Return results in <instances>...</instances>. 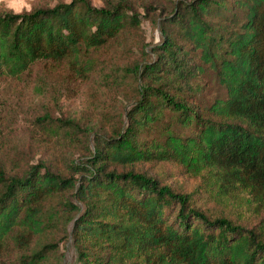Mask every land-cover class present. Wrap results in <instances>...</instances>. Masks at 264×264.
<instances>
[{"label":"trees","instance_id":"1","mask_svg":"<svg viewBox=\"0 0 264 264\" xmlns=\"http://www.w3.org/2000/svg\"><path fill=\"white\" fill-rule=\"evenodd\" d=\"M103 3L1 10L0 77L43 59L79 63L139 26L133 1ZM162 11L161 42L131 70L139 96L127 127L98 143L87 164L70 163L78 177L40 165L6 175L0 166V250L8 239L27 244L45 201L73 188L83 206L66 209L77 213L78 264H264V0H167ZM140 160L174 161L201 177L207 198L235 208L237 221L207 213L193 192L111 166ZM247 214L257 217L252 226L239 222ZM54 247L16 264H41Z\"/></svg>","mask_w":264,"mask_h":264},{"label":"rangeland","instance_id":"2","mask_svg":"<svg viewBox=\"0 0 264 264\" xmlns=\"http://www.w3.org/2000/svg\"><path fill=\"white\" fill-rule=\"evenodd\" d=\"M69 0H0L1 10L19 12L39 6H53ZM121 1V0H113ZM138 10L140 24L106 45L90 49L83 56L87 64L39 60L19 77H0V166L6 175H23L31 166L64 177H78L70 163L87 164L103 139L111 138L128 125V113L138 99V82L131 70L135 62L153 57L151 49L161 42L158 21L167 0H131ZM101 7L103 0H91ZM148 5L145 9L144 5ZM165 16V15H163ZM72 121L74 129L64 122ZM59 127V128H58ZM142 137H145L143 135ZM80 166V165H79ZM117 170L133 169L158 178L182 192H193L197 206L212 216L225 215L237 221L235 208L207 198L201 177L187 174L174 161L140 160L127 165H111ZM1 190V187H0ZM73 188H67L45 201L40 230L27 244L11 239L0 250V264H16L19 257L55 244L41 264H78V251L72 236L77 213L67 202L81 206ZM247 226L257 217L247 214Z\"/></svg>","mask_w":264,"mask_h":264},{"label":"clouds","instance_id":"3","mask_svg":"<svg viewBox=\"0 0 264 264\" xmlns=\"http://www.w3.org/2000/svg\"><path fill=\"white\" fill-rule=\"evenodd\" d=\"M10 4H11V0H10Z\"/></svg>","mask_w":264,"mask_h":264}]
</instances>
